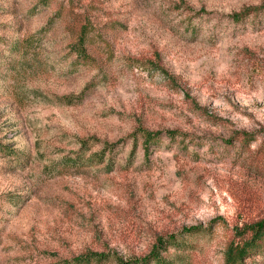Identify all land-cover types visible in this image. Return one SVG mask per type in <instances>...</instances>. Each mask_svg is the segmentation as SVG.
I'll return each instance as SVG.
<instances>
[{
	"label": "rangeland",
	"instance_id": "rangeland-1",
	"mask_svg": "<svg viewBox=\"0 0 264 264\" xmlns=\"http://www.w3.org/2000/svg\"><path fill=\"white\" fill-rule=\"evenodd\" d=\"M260 224L264 0H0V264H224Z\"/></svg>",
	"mask_w": 264,
	"mask_h": 264
},
{
	"label": "trees",
	"instance_id": "trees-1",
	"mask_svg": "<svg viewBox=\"0 0 264 264\" xmlns=\"http://www.w3.org/2000/svg\"><path fill=\"white\" fill-rule=\"evenodd\" d=\"M255 8H245L240 12L231 14V18L234 20H239L241 17L247 15ZM86 26L84 24L80 25L79 33L76 38V41L72 44V49H74L75 54L79 58L86 59L88 57L85 49V41L87 37ZM66 99L67 103L71 102V97H63ZM166 134L172 135L173 131H165ZM160 132H144L143 141L145 150H147V143L157 139ZM244 137H239L238 139L243 141ZM86 141L81 142L76 156L74 157V162L77 159L81 160L83 158V153L88 149V146L85 144ZM107 145V144H106ZM105 147V146H104ZM104 147L100 151H93L90 155L87 156V159L90 161L94 157H97L98 160L102 159V154ZM198 227L190 226L183 229L186 232H195ZM264 227L263 225H257L253 230L250 236L247 239H244L242 242H230L224 250V264H244L245 259L249 256L258 253L264 250ZM184 242V241H183ZM182 242V243H183ZM176 245V246H175ZM181 242H178L174 235H169L166 237H160L157 239L156 243L152 246L151 250L144 256L140 258H134L129 260L128 263L124 264H170V258L165 256L167 253V248L169 246L179 247ZM106 254L104 253H85L74 256L69 259L64 260V264H101L106 260Z\"/></svg>",
	"mask_w": 264,
	"mask_h": 264
}]
</instances>
